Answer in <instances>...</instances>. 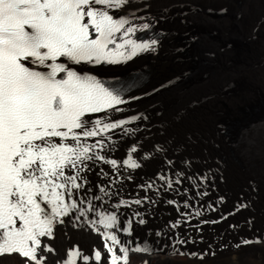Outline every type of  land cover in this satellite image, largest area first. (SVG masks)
I'll use <instances>...</instances> for the list:
<instances>
[{
	"label": "bare ground",
	"instance_id": "6f19581e",
	"mask_svg": "<svg viewBox=\"0 0 264 264\" xmlns=\"http://www.w3.org/2000/svg\"><path fill=\"white\" fill-rule=\"evenodd\" d=\"M80 8L95 24L122 16L127 31L148 23L158 36L126 61L77 65L106 77L141 73L125 103L83 117L73 132L23 133L12 148L3 166L12 226L31 208L50 221L32 242L34 264H57L73 246L76 264L111 256L119 264H264V119L242 126L232 145L223 122L264 106V0H82ZM226 37L241 48L217 47ZM46 192L70 198L71 208L50 213ZM99 214L113 218L114 241ZM0 264L30 262L9 253Z\"/></svg>",
	"mask_w": 264,
	"mask_h": 264
},
{
	"label": "rangeland",
	"instance_id": "374dc122",
	"mask_svg": "<svg viewBox=\"0 0 264 264\" xmlns=\"http://www.w3.org/2000/svg\"><path fill=\"white\" fill-rule=\"evenodd\" d=\"M181 16L177 15V20L180 21ZM189 34V33H188ZM200 33L198 31H194L192 34L186 35L183 40H187L191 35L192 36H198ZM181 40L178 38L176 39V43L178 45L181 44ZM217 47H220L222 50L225 49H239L241 48L238 44H236L231 38L226 37L223 41L219 42L217 44ZM185 56L181 50H178L176 52V56ZM207 66H210L207 64ZM205 70L203 71H197L194 74V77H200L201 75H204ZM189 79L185 77H181L179 79V83L187 82ZM257 119H264V106L258 102H255L251 107H249L244 114L240 117V119L235 118H226L224 119L225 124V130H226V142L229 143V145H232L234 141L237 139L240 129L242 126L249 125L253 121Z\"/></svg>",
	"mask_w": 264,
	"mask_h": 264
}]
</instances>
